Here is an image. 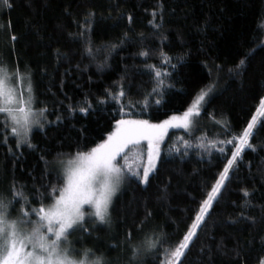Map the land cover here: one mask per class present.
I'll return each instance as SVG.
<instances>
[{
	"label": "trees",
	"instance_id": "1",
	"mask_svg": "<svg viewBox=\"0 0 264 264\" xmlns=\"http://www.w3.org/2000/svg\"><path fill=\"white\" fill-rule=\"evenodd\" d=\"M10 3V8L0 7V56L14 71L31 75L34 106L47 109L48 123L32 131L33 147L17 148L0 115V194L11 199L9 188L15 183L32 200L28 207H38L41 194L62 183L57 180L59 161L101 142L116 120L159 123L182 114L202 89L211 88L192 129H174L166 135L149 182L131 177L124 182L113 200L110 223H88L90 234L77 231L70 236L76 247L93 249L97 256L103 253L112 264H127L129 233L132 245L158 235L171 242L181 239L193 210L223 168L219 149L231 154L232 145L219 142L241 132L264 97V0ZM86 20L90 30L81 36L89 27ZM89 39L94 51L99 50L95 59L84 51ZM141 51L149 56L139 55ZM241 59L245 63L237 68ZM148 65L166 73L159 94L152 92L156 82ZM120 86L127 96L118 102L106 93H116ZM85 101L91 107L80 112ZM262 120L258 117L250 138L255 151L241 154L238 170L230 174L183 264H258L264 259ZM201 143L209 150L199 147ZM134 150L128 152L130 160ZM242 188L254 193L250 197L254 206L243 203ZM159 256L163 260V250ZM143 259L152 264V254Z\"/></svg>",
	"mask_w": 264,
	"mask_h": 264
},
{
	"label": "snow or ice",
	"instance_id": "2",
	"mask_svg": "<svg viewBox=\"0 0 264 264\" xmlns=\"http://www.w3.org/2000/svg\"><path fill=\"white\" fill-rule=\"evenodd\" d=\"M2 6L10 8V0H0V7ZM93 15V13L88 14V16ZM131 19L132 17L129 16V20ZM85 23L89 27L80 33L81 36L90 30L91 22L86 20ZM154 27L158 28L159 25ZM12 39L15 37L13 36ZM112 47L116 46L112 45ZM84 51L95 59L99 50L94 51L89 39ZM139 55L148 57L149 53L141 51ZM106 60L107 56L105 62ZM244 63L245 60L241 59L236 67ZM147 67L154 72L156 87L152 92L159 94L158 89L163 87L166 73L157 70L155 65ZM17 79L26 87V95L21 94L14 86L13 81ZM211 90V88L207 91L202 89L182 116L172 115L159 123H152L147 119L116 120L114 131L108 133L106 139L86 152L77 151L70 154L67 160L59 161L57 180L62 183L51 185L47 193L41 194L38 207H28L32 200L25 196L22 190H17L15 183L11 184L9 188L11 199L0 194V264H112L103 253L97 256L93 249L75 248L69 237L77 231L82 235L90 234V228L86 226L90 220L100 224L110 223L114 197L124 182L129 177L138 179L140 183L149 182L150 174L157 169V161L161 158V144L167 130L170 127L192 129L195 117L200 115L201 106L206 102ZM106 94L118 102L127 96L123 86H120L116 93ZM35 102L30 74L25 76L18 68L11 75L6 72L0 74V115L3 116L4 130L15 139L17 148L33 147L31 144L33 126L44 127L43 120L46 119L47 109L34 108ZM155 103L159 104L160 101L156 100ZM85 104L87 106L79 107L80 112H87L91 107L87 101ZM123 110L124 105L121 103L120 111ZM258 117L264 118V97L259 99L256 114L251 117L247 126L232 139L219 142L232 145L229 150L231 154L228 155L223 147L219 149L223 158V168L211 184L210 190L206 192L205 198L199 202L198 208L193 210L191 224L182 238L171 242L167 240L166 235L164 237L158 235L155 239H146L138 245H132L131 233H129L126 239L129 241L131 256L127 264H147L143 257L149 253L152 254V264H183V258L190 250L191 243L194 238H198V230H202L206 225V217L210 215V209L213 208L214 203L219 202L223 194L222 189L226 187L230 174L238 170L241 154L246 149L255 151L250 138L253 137V130L258 126ZM261 125L264 126V120L261 121ZM7 141L8 136H5L3 142L6 144ZM184 143L187 148L188 141ZM210 143L215 147V142ZM198 146L205 148L206 151L209 150L204 143ZM132 149L137 151L134 159L130 161L128 152ZM121 159L123 163L120 162ZM23 187L21 185V189ZM240 191L243 194V203L254 206L250 199L254 193L249 192L247 188H242ZM44 200L50 203L45 204ZM18 203L21 204L19 215L13 217L11 213L15 210L14 205ZM247 219L254 222L253 217ZM161 250L164 252L163 260L159 256ZM236 254L240 255L239 250ZM258 264H264V259H260Z\"/></svg>",
	"mask_w": 264,
	"mask_h": 264
},
{
	"label": "rangeland",
	"instance_id": "3",
	"mask_svg": "<svg viewBox=\"0 0 264 264\" xmlns=\"http://www.w3.org/2000/svg\"><path fill=\"white\" fill-rule=\"evenodd\" d=\"M5 61V57L4 56H0V62H4ZM3 72H6L8 75H11L13 72H14V70L13 69H11L10 67H9V65H7L6 63L4 64H1L0 63V74H2ZM23 74V73H22ZM25 76H27V74H24ZM13 84H14V86L18 89V91L21 93V94H24V95H26L27 94V89H26V87H24V84H23V82H21V81H19V79H17L16 81H13ZM33 107L34 108H36L34 105H33ZM36 109H39V108H36ZM183 114V113H182ZM182 114H178V115H176V116H182ZM168 119V118H167ZM43 123H44V126L48 123V121H47V119H45V120H43ZM35 129H41L39 126H33V130H35ZM114 129H115V127L113 128V130L112 131H114ZM174 129H184V128H182V127H170L168 130H167V132H166V134H165V136H164V139H165V137H166V135L168 134V132L169 131H171V130H174ZM32 130V131H33ZM111 131V132H112ZM107 138V136L104 138V139H106ZM103 139V140H104ZM164 141V140H163ZM163 143V142H162ZM162 145V144H161ZM144 148H145V152H146V142H145V144H144ZM131 151H133V149L131 150ZM134 152H135V150H134ZM135 156V155H134ZM69 157V156H68ZM68 157L65 159V160H67L68 159ZM131 161V160H130ZM121 163H123V161L121 160L120 161ZM58 169L60 168V165L58 164ZM122 187V186H121ZM117 195V194H116ZM116 197V196H115ZM114 197V198H115ZM86 208H87V206H85ZM19 212H20V209H17V210H14V211H12V213H11V215L13 216V217H15V216H17V215H19ZM33 219H35V217H33ZM89 223H91V224H93L94 223V225H97V224H100V223H96V222H93V221H89ZM100 225H104V224H100ZM69 240H71L72 241V238L71 237H69ZM73 242V241H72ZM73 246L75 247V248H77V249H80V248H78V247H76L75 245H74V242H73Z\"/></svg>",
	"mask_w": 264,
	"mask_h": 264
}]
</instances>
